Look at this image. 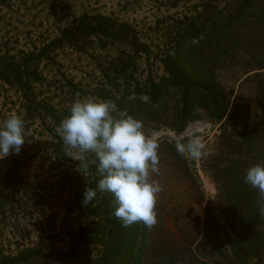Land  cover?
Segmentation results:
<instances>
[{
  "label": "rangeland",
  "instance_id": "374dc122",
  "mask_svg": "<svg viewBox=\"0 0 264 264\" xmlns=\"http://www.w3.org/2000/svg\"><path fill=\"white\" fill-rule=\"evenodd\" d=\"M170 1L5 0L0 6V38L18 60L21 54L34 48L39 51L43 44L56 40L55 46H51L52 60L42 61L37 69L45 79L32 87L37 102L66 110L77 99H102L101 91L111 92L117 99L129 92L128 100L134 104L140 101L135 110L140 111L143 130L155 137L160 146L159 174H152L151 179L162 186L156 203L157 223L147 229V250L141 264H264V215L258 211L264 197L244 182L250 166L264 164V141L259 143L257 153H247L245 144L237 139L242 131L250 129L251 123H261L254 94L257 82H247L232 71L217 78L231 101L238 98L243 108L237 112L236 130L232 134L227 131L231 143L236 139L239 145L225 141L220 129L222 123L217 124L203 113L194 112L192 116L197 118L194 120L186 117L180 120L178 90H170L160 103L153 105L145 104L146 96L133 94L137 89L144 91L149 78L157 80L163 75L155 57L165 50L169 21L164 19L173 17L175 12L168 8ZM177 11L184 12L181 8ZM96 15L128 24L137 32L140 42L149 47L150 58L135 55L122 40L70 31L62 36L73 21L78 23L81 18L91 19ZM131 58L129 78L118 79L120 60L126 62ZM26 105L32 108L17 87L0 84V124L12 114L24 121L25 143L21 152L13 156H23V183L33 192L28 196H33L39 204L37 210L18 214V222L11 220L4 227L0 225V246L11 250L16 245L32 246L39 227L49 230L53 220L62 219L63 203L69 198L67 192L62 194L63 172L71 168L80 175L83 171L82 164L76 163L80 162L76 150L66 157L72 163L55 167L54 159L46 155L51 152L50 144L56 142L53 134L57 131H50L52 124L42 117L43 112L28 111ZM114 115L123 116V113ZM182 123L184 130L175 132V125ZM192 133L204 137L213 149L210 156L193 161L176 151L172 138ZM60 147H64L63 142ZM28 196L23 194L25 198ZM29 212L32 217L26 216ZM55 230V233L60 231L59 223ZM53 247L64 248V239H55Z\"/></svg>",
  "mask_w": 264,
  "mask_h": 264
},
{
  "label": "trees",
  "instance_id": "16d2710c",
  "mask_svg": "<svg viewBox=\"0 0 264 264\" xmlns=\"http://www.w3.org/2000/svg\"><path fill=\"white\" fill-rule=\"evenodd\" d=\"M4 2L0 0V6ZM168 8L175 12L173 17L164 19L169 21L165 50L155 57L163 75L157 80L149 78L144 91L137 89L133 94L146 96L148 103L145 104L153 105L160 103L170 90H178L180 120L183 117L194 120L197 119L192 116L194 112L203 113L217 124L222 123L220 129L225 141L239 145L236 139L231 143L227 136L238 127L237 112L243 108L238 104V98L231 101L217 78L232 71L245 77L247 82L256 81L254 94L260 107L261 123H251L250 129L242 131L237 139L245 144L247 153H257L259 143L264 141V0H171ZM180 8L184 12L178 13ZM68 31L122 40L135 55L147 59L151 56L149 47L140 42L133 28L111 17L81 18L78 23L73 21L62 36ZM55 42L43 44L39 51L34 48V51L21 54L18 60L11 55L7 42L0 38V84L17 87L32 107L26 105L27 110L32 109L36 114L43 112L42 117L52 124L50 131H57L53 134L56 142L50 144L51 152L46 155L54 159L57 168L64 162L72 163V159L66 158L65 147H60L62 140L58 133L60 122L69 114L70 108L56 110L37 102L32 95V87L45 81L37 69L42 61L52 60L54 50L51 46H55ZM122 60L118 79L129 78L127 72L133 67L132 58L126 62ZM101 92L102 99L116 104V112L141 119L140 111L135 110L140 101L134 104L128 100L129 92L119 99L111 92ZM258 114L255 110V115ZM184 128L185 124H176L173 130L179 133ZM21 159L23 156L9 155L0 160V225L3 227L11 220L18 222L21 212L34 211L39 206L33 196H28L33 193L31 188L23 183ZM76 163L86 164L87 172L83 170L81 176L71 168L63 172L62 194L67 192L69 198L63 203L62 219L53 220L49 225L51 230L39 227L32 246L16 245L15 250L0 246V264H141L147 250L148 228L142 223L122 227L121 221L113 215L116 204L112 194L98 192L94 202L84 206L85 189L95 188L101 177L94 154H86L82 162ZM26 216L33 214L29 212ZM57 223L60 231L55 233ZM58 237L65 242V247L60 250L53 247V241Z\"/></svg>",
  "mask_w": 264,
  "mask_h": 264
},
{
  "label": "clouds",
  "instance_id": "9594fccd",
  "mask_svg": "<svg viewBox=\"0 0 264 264\" xmlns=\"http://www.w3.org/2000/svg\"><path fill=\"white\" fill-rule=\"evenodd\" d=\"M117 106L111 100L88 97L75 100L69 114L58 127L65 152L71 157L76 150L83 161L86 154H94L100 179L95 188L84 191L82 204L94 202L97 193H109L115 198L113 215L122 227L142 223L151 229L157 223L156 203L162 191L160 183L151 179L159 174V143L147 135L143 123L129 115L117 117ZM25 125L16 114L0 124V160L9 155H18L25 143ZM176 151L193 161H200L213 153L199 133L174 136ZM87 172V165H83ZM244 182L258 189L264 197V164L250 166ZM258 209L264 215V199Z\"/></svg>",
  "mask_w": 264,
  "mask_h": 264
}]
</instances>
